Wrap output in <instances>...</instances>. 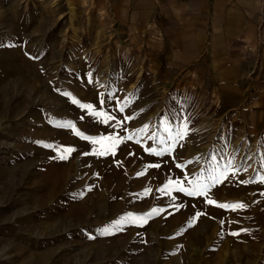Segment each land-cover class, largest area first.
Listing matches in <instances>:
<instances>
[{"label":"rangeland","instance_id":"obj_1","mask_svg":"<svg viewBox=\"0 0 264 264\" xmlns=\"http://www.w3.org/2000/svg\"><path fill=\"white\" fill-rule=\"evenodd\" d=\"M101 1L0 0V264H264L256 78L159 66ZM222 172L209 197L247 207L177 187Z\"/></svg>","mask_w":264,"mask_h":264},{"label":"crops","instance_id":"obj_2","mask_svg":"<svg viewBox=\"0 0 264 264\" xmlns=\"http://www.w3.org/2000/svg\"><path fill=\"white\" fill-rule=\"evenodd\" d=\"M101 2V11L112 9L116 22L124 21L123 33L133 42L158 52L157 65L218 68L238 86L256 78L253 92L264 102V0Z\"/></svg>","mask_w":264,"mask_h":264},{"label":"snow or ice","instance_id":"obj_3","mask_svg":"<svg viewBox=\"0 0 264 264\" xmlns=\"http://www.w3.org/2000/svg\"><path fill=\"white\" fill-rule=\"evenodd\" d=\"M89 76H91V73H89ZM66 95H68V94L66 93ZM74 102L79 103V101H74ZM101 102H103V100ZM81 107H83L85 109H91L94 106L91 105V104H88V103H83V104H81ZM123 110H124V107L121 106L120 107V111L122 112ZM93 114L95 116H103V117H105V119L103 121L104 123H107L109 120L114 119V117L108 116L104 112H94ZM125 119L130 120V119H132V117H126ZM120 123L122 124V122H120ZM67 126L71 127L70 124L67 125ZM146 128H147V125H145V129ZM145 129H140L138 131H144ZM186 131H187L186 128L177 131L176 135L174 137H172L173 143H177L178 140L183 139ZM78 134H80V133H78ZM85 139H93V141L95 143H100L103 140H108V141H110V146H109L110 149H114L119 143L122 142L123 139H129L130 140V139H132V137L131 136H128V137H120L118 135H112V136H108V137L91 138V137L85 136ZM60 151H61V158L62 159H65V158H67V155L68 154H70L72 151H74V149H72L71 147H68V148L61 149ZM106 151H107V149H106ZM148 151L156 152L155 149H148ZM170 151H171V146L165 147V148H163L161 150V152L157 153V155L163 154L164 152H170ZM100 154H105V153L104 152H101ZM154 166L155 167H159V165H154ZM177 166L178 167H183V165H177ZM236 170L239 171L240 169H236ZM224 175H225V173H223V172L220 173V176L219 177L213 175L208 184L197 185L196 187H194L191 190L186 189V188H183L179 184L177 185V187L180 188V191H186V192H188L189 195L204 196L206 198V203L207 204H209V205H216L217 207L222 208V209L237 210V209H241V208L247 207V205H245L243 202L218 203L216 200H214V199H212V198L209 197L208 189L211 186H214L215 184L221 183V177H223ZM260 179L262 181H264V176H261ZM248 182H251V181H242V183H248ZM148 191H150V190L146 189V192H148ZM157 211L158 210H156V209H153L152 210L153 213H156ZM151 214L152 213H150L148 215H151ZM201 215H203V213H201V212H197L196 213V217H199ZM131 219H132V222L135 223L137 218L136 217H132ZM139 219L141 221H143V220L146 219V216H141V217H139ZM117 223L120 224V223H123V221H120V222H117ZM221 223L223 224L224 221H221ZM104 231L107 232L108 229H105ZM243 231H247V229H243ZM232 235H238V233L233 232Z\"/></svg>","mask_w":264,"mask_h":264}]
</instances>
